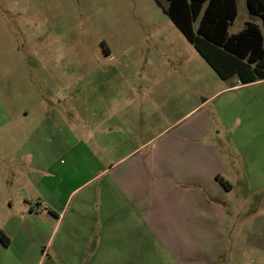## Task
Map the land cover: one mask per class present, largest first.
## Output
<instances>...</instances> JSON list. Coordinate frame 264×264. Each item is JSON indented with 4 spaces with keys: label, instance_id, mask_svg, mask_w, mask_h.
<instances>
[{
    "label": "rangeland",
    "instance_id": "rangeland-1",
    "mask_svg": "<svg viewBox=\"0 0 264 264\" xmlns=\"http://www.w3.org/2000/svg\"><path fill=\"white\" fill-rule=\"evenodd\" d=\"M236 3L228 34L252 23L264 37L260 19L248 13L245 0ZM166 5L165 0H0V124L13 121L0 127V156H8L0 160V183H9L16 201L18 189L28 190L21 178H40L37 165L49 162L50 135L37 142L36 126L42 133L56 132L59 141L73 134L75 142L88 147V162L103 166L118 157L116 103L154 99L167 120L226 85L164 14ZM176 83L184 90L171 89ZM196 112L220 133L218 145L230 165L232 190L219 263L264 264V82L220 93ZM23 145L27 154L19 166L16 150ZM73 155L72 179L66 173L70 160H58L65 164L58 165L66 173L62 187L70 181L77 187L84 179L77 152ZM39 237L45 242L49 230Z\"/></svg>",
    "mask_w": 264,
    "mask_h": 264
},
{
    "label": "crops",
    "instance_id": "crops-1",
    "mask_svg": "<svg viewBox=\"0 0 264 264\" xmlns=\"http://www.w3.org/2000/svg\"><path fill=\"white\" fill-rule=\"evenodd\" d=\"M224 81L202 104L220 93L264 82ZM170 87L184 90L179 83ZM142 102L115 104L113 146L118 157L103 166L88 162V147L75 142L72 133L59 141L56 132L42 133L36 126L37 142L50 135L49 162L37 165L40 178H21L28 190L18 189L19 201L10 195L9 183H0V264H220L218 244L225 249L222 234L232 190L230 165L218 145L220 133L196 112L202 104L165 120L154 99ZM50 127H55L52 120ZM26 150L24 145L16 150L17 165L24 164ZM35 151L41 154L38 146ZM75 151L84 179L77 187L72 181L62 187L67 171L72 179L77 170ZM61 157L70 160L66 173L58 168L65 165L58 162ZM80 188L83 193L75 195ZM4 200L17 204L7 207ZM47 229L44 242L39 236Z\"/></svg>",
    "mask_w": 264,
    "mask_h": 264
},
{
    "label": "trees",
    "instance_id": "trees-1",
    "mask_svg": "<svg viewBox=\"0 0 264 264\" xmlns=\"http://www.w3.org/2000/svg\"><path fill=\"white\" fill-rule=\"evenodd\" d=\"M165 1L164 14L220 79L235 77L243 85L264 81V37L260 28L246 23L238 33L228 34L237 17L236 0ZM245 4L248 13L257 16L264 27V0H245Z\"/></svg>",
    "mask_w": 264,
    "mask_h": 264
},
{
    "label": "built area",
    "instance_id": "built-area-1",
    "mask_svg": "<svg viewBox=\"0 0 264 264\" xmlns=\"http://www.w3.org/2000/svg\"><path fill=\"white\" fill-rule=\"evenodd\" d=\"M37 206H38V204H37ZM36 207V205H34V208Z\"/></svg>",
    "mask_w": 264,
    "mask_h": 264
}]
</instances>
